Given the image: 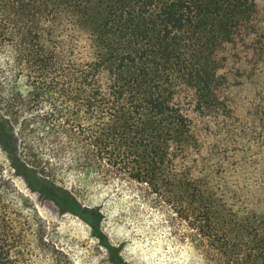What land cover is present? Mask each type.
<instances>
[{"label": "trees", "instance_id": "16d2710c", "mask_svg": "<svg viewBox=\"0 0 264 264\" xmlns=\"http://www.w3.org/2000/svg\"><path fill=\"white\" fill-rule=\"evenodd\" d=\"M0 122L22 168L126 186L203 264H264V0H0ZM0 264H74L1 171Z\"/></svg>", "mask_w": 264, "mask_h": 264}, {"label": "rangeland", "instance_id": "374dc122", "mask_svg": "<svg viewBox=\"0 0 264 264\" xmlns=\"http://www.w3.org/2000/svg\"><path fill=\"white\" fill-rule=\"evenodd\" d=\"M11 135L0 122L1 175L36 209L45 241L74 264H203L126 186L104 185L73 171L62 172L55 185L50 177L21 167ZM46 160L50 163V153Z\"/></svg>", "mask_w": 264, "mask_h": 264}]
</instances>
